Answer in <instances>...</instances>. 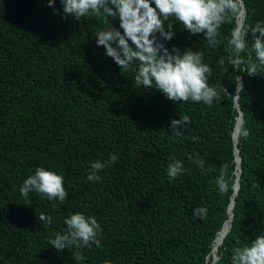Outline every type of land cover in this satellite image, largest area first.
<instances>
[{"label":"trees","instance_id":"1","mask_svg":"<svg viewBox=\"0 0 264 264\" xmlns=\"http://www.w3.org/2000/svg\"><path fill=\"white\" fill-rule=\"evenodd\" d=\"M243 4L249 50L241 55L247 58L250 29L264 21V0ZM241 11L222 25L217 48L174 18L165 22L173 24L170 41L157 34L170 52L203 54L212 69L208 83L221 97L208 106L170 101L154 86L136 87L135 74L121 72L95 41L109 25L123 31L118 17L77 21L64 17L60 0L53 7L48 0H0V264H205L206 256L210 264L232 198L233 218L216 247V264H231L234 247L264 232V67L248 76L244 65L233 70L227 62V39ZM251 62L258 63L254 52ZM238 109L249 136L234 144ZM183 115L191 123L175 136L170 122ZM235 148L241 158L236 195ZM113 153L118 159L98 173L102 180L88 181L91 164ZM197 154L204 170L191 162ZM172 157L185 169L175 180L167 174ZM38 167L64 177V203L21 195L23 181ZM222 171L226 194L216 184ZM201 206L209 210L207 219L193 216ZM77 211L96 217L101 247L57 252L48 240L63 234L64 219ZM41 213L52 217L50 226L39 221ZM77 250L83 261L72 258Z\"/></svg>","mask_w":264,"mask_h":264},{"label":"clouds","instance_id":"2","mask_svg":"<svg viewBox=\"0 0 264 264\" xmlns=\"http://www.w3.org/2000/svg\"><path fill=\"white\" fill-rule=\"evenodd\" d=\"M54 3L55 0H48L49 7H53ZM60 3L64 17H72L77 21L89 16L105 19L118 17L123 31L109 25L97 31L95 41L98 47L103 46L106 56L114 61L121 72L135 74L133 82L136 87L154 86L155 90L173 102H202L211 106L214 101L221 99L219 90L208 83L212 69L203 62V54L191 50L181 53L176 48L170 52L158 41L157 34L170 41L173 38V24L165 26V22L174 18L190 34L203 33L207 44L217 48L222 43L219 39L220 29L225 23H231L232 17L240 12L241 0H60ZM153 3L155 7H152ZM56 11L54 9V13ZM250 32L254 40L251 52L255 53L258 63L251 62V52L247 58L241 55L249 50V27L240 24L232 28L227 39V62L233 70L244 65L248 76H255L259 74L258 68L264 67V21H258ZM218 63L223 66L225 60L221 58ZM224 71L227 72L228 69L225 68ZM190 123L188 115H183L178 120L173 119L170 122L171 131L175 136H182L183 133L178 129ZM233 135L247 139L249 131L237 124ZM117 159V155L113 153L108 161L97 160L92 163L88 170V181L99 183L102 177L98 173ZM191 162L201 170L205 169V161L198 154ZM184 171L183 160L172 157L167 168L168 176L175 180ZM216 184L221 194L228 192L229 182L223 171L217 177ZM19 191L26 200L32 192L60 203L68 198L64 177L44 167L36 168L35 173L23 181ZM208 211L207 207H197L193 216L204 220L208 217ZM38 219L46 226L52 224V217L48 214L41 213ZM63 223L66 225L63 234L55 232L54 238L48 240L57 252L69 248H91L92 245L101 247L103 231L95 216H85L77 211L69 214ZM72 258L78 262L85 259L79 250L72 253ZM207 259L206 256L205 264ZM218 259L219 257H214L213 264ZM104 264H111V261L105 260ZM231 264H264V232L256 235L250 243L234 247Z\"/></svg>","mask_w":264,"mask_h":264},{"label":"water","instance_id":"3","mask_svg":"<svg viewBox=\"0 0 264 264\" xmlns=\"http://www.w3.org/2000/svg\"><path fill=\"white\" fill-rule=\"evenodd\" d=\"M240 6H242L243 7V13H245V8H244V4H243V0H241V5ZM240 13V12H239ZM243 19H244V14H243V16H242V20H241V23H240V25H242L243 24ZM237 25H238V23H237ZM239 85H240V87H239ZM241 86H242V81H241V79L239 80V83H238V85H237V88H236V93H237V91L238 90H240V88H241ZM237 98H238V94H236L235 95V98H234V100H235V106L237 107V103H236V101H237ZM238 113L241 115V117H242V112L240 111V109H238ZM233 137V136H232ZM233 142H234V144H235V141H234V139H233ZM234 154H235V162H236V155L238 156L237 158H238V163L240 164V161H241V158H240V155H239V151L235 148L234 149ZM236 170H237V165H236ZM235 170V171H236ZM238 171H239V174H240V172H241V168H240V165H239V167H238ZM239 174H238V177L236 178V182H235V185H234V195H236V193H237V190H238V188H239ZM236 186V187H235ZM234 202H235V200H234V198H232L231 199V201H230V203H229V207H230V205L232 204V210H233V206H234ZM229 207H228V210H229ZM232 218H233V211H232V213H231V219H230V222H229V229H230V225H231V220H232ZM229 220V217H228V219L225 221V223L227 222ZM224 223V224H225ZM224 224H223V226H224ZM222 226V227H223ZM229 229H228V231H229ZM221 230V229H220ZM220 230L217 232V234L220 232ZM216 239V238H215ZM216 257H218L217 255H216ZM213 259H214V257L212 258V262H213Z\"/></svg>","mask_w":264,"mask_h":264},{"label":"bare ground","instance_id":"4","mask_svg":"<svg viewBox=\"0 0 264 264\" xmlns=\"http://www.w3.org/2000/svg\"><path fill=\"white\" fill-rule=\"evenodd\" d=\"M242 7V6H241ZM242 13H241V16H240V19H238V24H240L241 23V20H242V16H243V7H242V11H241ZM239 87H240V85H239ZM239 91V90H238ZM238 91H237V93L236 94H238ZM241 122H242V117H241V115L239 114V116H238V118H237V122H236V125L237 124H240L241 125ZM236 125H235V127H236ZM233 137H234V135H233ZM237 137H234V141H235V143H237ZM238 156L236 155V163H237V167H239V163H238V158H237ZM238 174H239V171L236 173V175H237V177H238ZM236 187V186H235ZM231 213H232V204H231V206L229 207V210H228V215H229V220H228V223H226L224 226H226L225 228H224V226L221 228V230H220V232L218 233V235H217V237H216V239H215V242H214V244H213V256L214 257H216V255H215V251H216V247L218 246V244H219V242H220V240H221V237L225 234V232H227L228 231V229H229V222H230V219H231ZM228 228V229H227ZM227 230V231H226ZM223 239V238H222ZM222 241V240H221ZM210 264H213V262H211Z\"/></svg>","mask_w":264,"mask_h":264}]
</instances>
